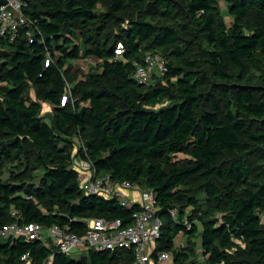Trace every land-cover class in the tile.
I'll return each instance as SVG.
<instances>
[{
	"label": "trees",
	"instance_id": "16d2710c",
	"mask_svg": "<svg viewBox=\"0 0 264 264\" xmlns=\"http://www.w3.org/2000/svg\"><path fill=\"white\" fill-rule=\"evenodd\" d=\"M27 3L30 25L14 40L0 34V163L20 160L28 145L43 173L36 185L23 176L5 181L0 172V229L18 221L83 233L84 219L94 217L132 224L136 206L81 190L72 159L84 145L98 173L156 192L154 260L171 251L172 264H264V169L258 185L238 190L251 176L247 154L264 144V0H227L226 15L220 0ZM133 10L142 17L127 19ZM157 14L175 24L147 21ZM153 52L168 69L141 83L134 63ZM88 58L96 64L75 79L80 71L71 61ZM67 80L72 97L61 106ZM31 86L40 99L26 97ZM43 102L53 106L52 123ZM178 154L187 163L174 162ZM193 180L201 181L193 192L180 189ZM204 205L195 221L190 212ZM27 253L29 263L22 260ZM51 256V264L135 259L127 248L74 258L41 240L0 239V264H45Z\"/></svg>",
	"mask_w": 264,
	"mask_h": 264
},
{
	"label": "built area",
	"instance_id": "2783aa9c",
	"mask_svg": "<svg viewBox=\"0 0 264 264\" xmlns=\"http://www.w3.org/2000/svg\"><path fill=\"white\" fill-rule=\"evenodd\" d=\"M28 6L27 0H5L0 7V34L14 40L22 27L29 26L31 20L25 13ZM29 38L32 33L27 32ZM125 49L121 43L117 44L116 55H123ZM92 58L79 63L81 71H89ZM136 65L133 77L145 84L151 83L154 75L167 71V60L159 52L147 53L141 63ZM72 97L70 85L60 100V105L65 106ZM72 166L77 170L81 190L87 195H99L105 198L117 199L122 206L137 209L133 212V222L122 227L118 220L105 217L84 219L87 227L83 233L62 227L59 224L45 225L41 223H20L18 221L5 224L0 229V239L24 236L29 240H41L46 246L54 245L64 254L69 255L74 249H89L98 251L127 248L133 249L135 259L133 264H163L172 262L173 253L163 251L158 254L157 260L153 259L155 243L161 233V219L158 215L156 192L154 189L141 187L131 181H119L108 174L98 173L96 165L82 145L81 152H74ZM177 209H171L175 216ZM13 215H18L16 210ZM85 250V251H84ZM22 260L29 263V253L22 256ZM52 256L45 264H51Z\"/></svg>",
	"mask_w": 264,
	"mask_h": 264
},
{
	"label": "rangeland",
	"instance_id": "374dc122",
	"mask_svg": "<svg viewBox=\"0 0 264 264\" xmlns=\"http://www.w3.org/2000/svg\"><path fill=\"white\" fill-rule=\"evenodd\" d=\"M220 4L222 6V10L224 11L223 13L226 15V10L228 8L227 6V0H220ZM103 7H99V10H103ZM142 13L133 10L129 13H127L125 15V17L127 19H140L142 17ZM253 16V15H252ZM254 17V16H253ZM226 20H231L230 17H227ZM147 21H151L155 24L158 25H163V24H167V25H173L175 24V19L174 18H167L164 15H153V16H149L147 17ZM119 28V27H116ZM83 62V60H79V61H71V64L73 65L74 69L79 70L80 73L75 74V79H77V77L81 75H85L88 74L87 71H81L80 69V65L79 63ZM97 61H93L92 63H90L91 66H94L96 64ZM68 78V77H67ZM81 78H83V76H81ZM69 79V78H68ZM71 79V78H70ZM68 81V80H67ZM71 83L70 80L67 82V85H70L71 87ZM26 97L29 100H34V99H40L38 97L37 94V90L36 87H29L28 91L25 93ZM83 105H85V103H83ZM52 112H53V106L51 105V103L49 102H43V109H42V114L45 117V120L49 123H52ZM71 137H74V140H76L78 138L77 135H74V133L71 135ZM5 136L0 135V139H4ZM27 152L24 156L21 157L20 160H13V161H8V162H2L0 163V172L2 174V178L5 181H14L15 178L19 177V176H23V178L32 184H39L40 178L42 176L43 173V169L38 166L36 160H35V156L32 153V151L29 149V146H26ZM75 151L76 148H75ZM247 165L250 166L251 168V176L248 180V182L244 185L238 188L239 191H243L245 188H252L255 187L256 185H258V183L261 182L262 180V174H261V170L264 169V144H261L259 146H257L252 152H250L249 154H247ZM173 161L178 163L179 165H184L185 163H187V156L186 154H178L176 156L173 157ZM201 185V181L198 180H193L188 184H184L181 185L180 189L185 190L187 192H193L197 187H199ZM180 204L177 205V210L179 208ZM206 207H208L207 205H204L202 207V210H197L194 212H190V215H192V218L197 221L198 217L203 213V209H205ZM263 219H264V214H263ZM187 241L184 239L182 242H180V245L182 247H187L186 244ZM81 251H83V249H74L70 252V256L74 257V258H79L81 255ZM85 251V250H84ZM195 256L198 260L200 259V247L198 245V247L196 248V252L194 253ZM193 257V256H192ZM166 264H172V262H164ZM163 263V264H164Z\"/></svg>",
	"mask_w": 264,
	"mask_h": 264
},
{
	"label": "crops",
	"instance_id": "0c3cea01",
	"mask_svg": "<svg viewBox=\"0 0 264 264\" xmlns=\"http://www.w3.org/2000/svg\"><path fill=\"white\" fill-rule=\"evenodd\" d=\"M81 255H82V253H81ZM164 264H166V263H164Z\"/></svg>",
	"mask_w": 264,
	"mask_h": 264
}]
</instances>
